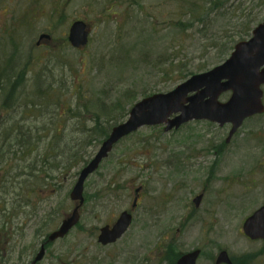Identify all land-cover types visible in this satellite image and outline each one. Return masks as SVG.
<instances>
[{
    "label": "rangeland",
    "instance_id": "1",
    "mask_svg": "<svg viewBox=\"0 0 264 264\" xmlns=\"http://www.w3.org/2000/svg\"><path fill=\"white\" fill-rule=\"evenodd\" d=\"M183 1L0 0V58L12 49H17V54L31 51L43 57L48 48L57 49L58 60L47 61L37 70L57 74L63 70L69 84L82 80L84 92L106 104L126 91L132 100L141 98L142 93H167L182 82L181 75L175 73L177 67L186 76L200 66L211 69L228 58L231 52L219 56V50L210 44L226 33L234 46L243 20L239 12L223 18L212 13L206 32L198 33L202 25L195 23L181 35L172 25L182 17ZM228 1L230 6H241L245 15L254 7L253 28L264 20V0ZM75 21L90 30L83 50L64 42ZM45 33L51 42H41L36 49L39 36ZM6 39L14 46L6 45ZM169 63L172 67H167ZM167 68L173 70L165 77L162 69ZM31 81L30 75L28 85ZM1 83L0 183L4 182L0 184V264H31L42 239L36 231L43 228L47 217L50 224L41 234L56 230L71 213L75 204L69 193L84 160L92 159L100 145L82 147L78 159L67 164L66 173H47L57 179L56 187L25 199L24 193L42 185L41 176L46 175L40 170L44 166L36 153H22L16 135L8 129L15 124L14 128L35 138L40 115L37 113V121L33 112L12 111L9 103L12 112L3 109ZM227 98L223 95L220 101ZM55 118L50 125L65 123L59 131L66 135L64 143L72 151L68 134L71 132L72 138L77 131L69 126L76 120ZM229 129L228 125L192 121L167 134L163 126L142 127L130 134L87 179L78 227L50 244L38 264H171L169 258L174 253L184 254L196 247L203 249V259L197 264H206L219 246L235 247V252L259 246V264H264L262 244H250L236 235L243 219L264 206V114L245 121L225 143ZM24 171L33 179L16 185L22 179L15 177ZM109 186L114 190L108 191ZM138 188L139 195L135 193ZM202 193L200 206L194 208L193 198ZM135 198L137 205L131 209ZM124 211L131 212L133 218L127 232L112 245H99V230L112 225Z\"/></svg>",
    "mask_w": 264,
    "mask_h": 264
},
{
    "label": "water",
    "instance_id": "2",
    "mask_svg": "<svg viewBox=\"0 0 264 264\" xmlns=\"http://www.w3.org/2000/svg\"><path fill=\"white\" fill-rule=\"evenodd\" d=\"M88 38L89 29L83 22L75 21L70 26L67 41L73 49H83ZM42 40L49 41L50 36L42 34L39 41ZM262 87L264 21L254 27L250 38L235 44L222 64L189 77L167 93H156L133 104L127 119L111 129L93 158L80 170L69 194L75 206L58 228L47 236L32 264L43 260L46 244L63 239L79 223L80 209L84 203V184L119 141L142 127L164 126L163 132L168 133L192 121H206L219 127L230 125L226 138L228 143L245 120L264 113ZM226 93H229V98L225 102L219 101L220 96ZM201 198L202 195L194 198L195 207L199 206ZM135 205L136 199L133 202V206ZM131 223V214L122 212L113 225H106L99 230L97 242L102 246L116 243L127 232ZM243 232L251 239L264 240V206L246 219ZM198 255L199 251L196 250L188 252L176 264H196ZM223 262L228 263L225 252L219 254L217 263Z\"/></svg>",
    "mask_w": 264,
    "mask_h": 264
},
{
    "label": "trees",
    "instance_id": "3",
    "mask_svg": "<svg viewBox=\"0 0 264 264\" xmlns=\"http://www.w3.org/2000/svg\"><path fill=\"white\" fill-rule=\"evenodd\" d=\"M227 1L228 0H184V11L179 16L182 17L173 24L172 27L176 28L181 35H186L187 30L192 29L195 23H199L202 27L199 28L198 33L202 34L206 32L207 26L210 24L208 21L210 14L214 13V17L216 14L217 18L219 16L223 18L225 15L233 16L234 13L239 12L243 20L240 23V28H238L235 38L237 41L247 39L253 29L252 26L256 22L255 14L253 13L254 7L252 6L248 15H245L244 9L241 8V6H230L228 5L229 1ZM183 16L187 18L186 20L184 19V21L182 20ZM230 37L231 36H226V33H224L223 38H217L216 41L214 38L210 47L215 50L218 49L219 56H223L224 53H230L235 42ZM3 41H5L8 46H14L11 39ZM64 42L66 43L67 41L64 40ZM36 49H38V47H36ZM47 50L48 52L45 54V57H43L34 56L31 51L17 54V49H12L7 57L4 53L0 58L2 60V63H0V80L2 81L1 87H4L2 90V108H6L8 111H13L16 108L31 111L33 112L34 119L37 118V113H39V123L41 124L35 127V133L37 134L35 138L32 137V135L29 137L26 133H22L21 128H14L15 124L11 125L8 129L9 131H6L16 135L18 141L17 146L19 145L21 149H23L22 153L25 152V155H27V153H36V155H39L38 157L41 158L42 165L45 164V168L40 170V172L45 173L46 176L48 175V170L51 174H53L54 171L66 173L68 169L67 164L78 159L81 148H86L89 145H99L108 136L113 126L125 120L129 107L136 100V97L132 100L131 94L126 91L114 102L106 104L105 100L101 101L96 96L85 93L82 80H72L69 84V78L63 70H57L59 72L58 74L49 71L47 68H45L47 69L46 71L44 70L45 72L43 70H37L38 67L43 66L47 61L57 59V49L48 48ZM16 60L18 61L17 65H15ZM169 66L172 67V64L169 63L167 67ZM177 68L178 70L175 69V73L181 75V81L193 74L208 69L206 67L204 68V66H200L196 72H188V75L184 76L180 71L181 68ZM170 70H173V68L162 69L163 76H170ZM30 75L32 81L30 85H28ZM149 94L142 93L141 97ZM124 102H126V104L122 106ZM8 103L12 107L11 110L8 107ZM58 111L59 113L57 115ZM53 116L56 117L55 119L65 117V120H76L74 124L69 126V128L78 132V134L77 132H73L74 137L72 138L70 136L71 132L68 134V140H72V151L68 150L64 143V137L66 135H63L59 131L61 127H66L65 123H62L61 126L50 125V120L52 119L53 121ZM36 120L38 121V119ZM44 141L46 142L45 144ZM39 143L40 147L37 146ZM88 161L89 160H84L83 166ZM51 174L48 175V178L51 179L50 181H53V187H56L58 181L55 176ZM16 179H22V182L16 185H23L27 180H32L33 175L30 172L24 171L18 177H15V180ZM3 182L4 179L1 180L0 184L2 185ZM38 188L29 189L31 192L24 193L23 196L25 199L28 198L31 193H33L35 197H39L40 190H38ZM107 190L113 191L114 187L112 188L109 186ZM47 219L48 220L43 224V228L36 231L35 235L37 237H42L43 235L41 233H45L43 229L49 226L51 219L49 217H47ZM168 249L171 254L173 248L169 246ZM180 255L179 252L174 253L172 257L169 258L170 263L175 264Z\"/></svg>",
    "mask_w": 264,
    "mask_h": 264
},
{
    "label": "flooded vegetation",
    "instance_id": "4",
    "mask_svg": "<svg viewBox=\"0 0 264 264\" xmlns=\"http://www.w3.org/2000/svg\"><path fill=\"white\" fill-rule=\"evenodd\" d=\"M227 94V93H226ZM254 117H258L259 118V115H256ZM253 117V118H254ZM229 126V125H228ZM230 127V126H229ZM230 130V129H229ZM237 133V132H236ZM235 133V134H236ZM234 134V135H235ZM233 135V136H234ZM232 136V138H233ZM231 138V139H232ZM231 139L229 141H231ZM226 143V141H225ZM43 166H45V164H43ZM48 173H49V170H48ZM49 175V174H48ZM41 176L42 177V185L39 186L38 190H40V193H43L44 190L46 191L47 189L50 190L51 187H53L54 185L53 184V181H50L51 179H49L48 177L49 176ZM46 182V186L44 185V183ZM257 185V190L259 191V184H256ZM256 189H253V190H256ZM198 195H202V198H203V193L202 194H198ZM197 195V196H198ZM195 196V197H197ZM257 196L259 197V192L257 193ZM202 198H201V201H202ZM194 200V198H193ZM193 200H192V203H193ZM201 204V202H200ZM199 204V206H200ZM193 206L194 208H198V207H195L194 203H193ZM259 207L257 209H255L254 211L251 212V214L253 212H255L256 210H258ZM249 214L248 216H246L241 225L238 226V228H236V235L238 236L239 239H242L244 240L245 242H249L250 244H258L259 245V242L262 244V247H261V250H260V253L263 255L264 254V241H259V238L258 239H251L249 237H247L244 232H243V224L244 222L246 221V219L251 215ZM210 216V215H209ZM230 217V216H229ZM45 239V237L43 236L42 239H41V242L42 243V240ZM199 251V255L197 257V260H196V264L198 262L199 259L202 258V254H203V249L202 248H194L193 250L191 251ZM234 250V251H233ZM236 248L235 247H218L216 250H215V255L212 257V256H209L208 259H207V263L206 264H259V246L257 248H243L241 249V251L239 252H235ZM189 251V252H191ZM221 252H225L226 253V258L228 260V263H217L218 262V256ZM188 253V252H187ZM183 254V253H182ZM186 254V253H184ZM203 259V258H202Z\"/></svg>",
    "mask_w": 264,
    "mask_h": 264
}]
</instances>
